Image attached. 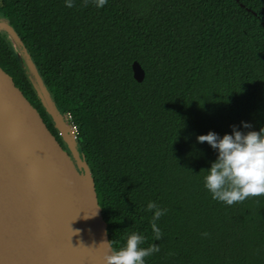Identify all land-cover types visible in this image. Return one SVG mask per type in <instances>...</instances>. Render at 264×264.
<instances>
[{
	"label": "trees",
	"instance_id": "16d2710c",
	"mask_svg": "<svg viewBox=\"0 0 264 264\" xmlns=\"http://www.w3.org/2000/svg\"><path fill=\"white\" fill-rule=\"evenodd\" d=\"M0 12L76 127L114 248L137 232L159 245L145 264H264V195L213 200L216 152L196 140L264 127V0H0ZM0 66L62 142L4 32ZM149 202L166 209L157 241Z\"/></svg>",
	"mask_w": 264,
	"mask_h": 264
},
{
	"label": "water",
	"instance_id": "95a60500",
	"mask_svg": "<svg viewBox=\"0 0 264 264\" xmlns=\"http://www.w3.org/2000/svg\"><path fill=\"white\" fill-rule=\"evenodd\" d=\"M0 32L15 45L62 141L0 66V264H105L111 237L76 127L9 19H0ZM133 71L143 81L138 62Z\"/></svg>",
	"mask_w": 264,
	"mask_h": 264
},
{
	"label": "clouds",
	"instance_id": "9594fccd",
	"mask_svg": "<svg viewBox=\"0 0 264 264\" xmlns=\"http://www.w3.org/2000/svg\"><path fill=\"white\" fill-rule=\"evenodd\" d=\"M97 8H103L107 0H94ZM65 6L71 8L73 0H65ZM231 133L223 136L209 131L196 137L198 143H206L215 152L216 158L203 177V186L211 194L213 200L231 206L249 197L264 195V127L259 131L251 129V124L240 122L239 129L231 126ZM152 212L150 227L155 241L161 238V229L157 221L165 214L166 209L154 202L147 204ZM107 235V233H105ZM206 235V234H205ZM146 237L142 233L132 232L119 248H114V241L106 243L105 264H145V258L159 251L154 243L141 247Z\"/></svg>",
	"mask_w": 264,
	"mask_h": 264
},
{
	"label": "rangeland",
	"instance_id": "374dc122",
	"mask_svg": "<svg viewBox=\"0 0 264 264\" xmlns=\"http://www.w3.org/2000/svg\"><path fill=\"white\" fill-rule=\"evenodd\" d=\"M0 19H7V17L3 14V15H0ZM12 42V41H11ZM14 48H15V45L13 44ZM23 63V62H22ZM25 65V63L23 64V66ZM26 66V65H25ZM27 72V71H26Z\"/></svg>",
	"mask_w": 264,
	"mask_h": 264
},
{
	"label": "flooded vegetation",
	"instance_id": "af4514ba",
	"mask_svg": "<svg viewBox=\"0 0 264 264\" xmlns=\"http://www.w3.org/2000/svg\"><path fill=\"white\" fill-rule=\"evenodd\" d=\"M0 15H3V13H2V12H0Z\"/></svg>",
	"mask_w": 264,
	"mask_h": 264
}]
</instances>
